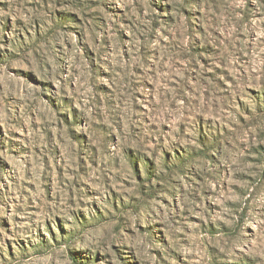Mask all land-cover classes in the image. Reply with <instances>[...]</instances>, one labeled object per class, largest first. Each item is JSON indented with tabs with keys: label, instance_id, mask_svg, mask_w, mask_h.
Listing matches in <instances>:
<instances>
[{
	"label": "rangeland",
	"instance_id": "374dc122",
	"mask_svg": "<svg viewBox=\"0 0 264 264\" xmlns=\"http://www.w3.org/2000/svg\"><path fill=\"white\" fill-rule=\"evenodd\" d=\"M0 264H264V0H0Z\"/></svg>",
	"mask_w": 264,
	"mask_h": 264
}]
</instances>
